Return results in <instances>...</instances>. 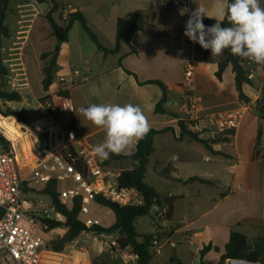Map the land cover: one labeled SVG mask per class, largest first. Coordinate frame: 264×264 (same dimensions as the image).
I'll return each mask as SVG.
<instances>
[{
	"label": "crops",
	"instance_id": "obj_1",
	"mask_svg": "<svg viewBox=\"0 0 264 264\" xmlns=\"http://www.w3.org/2000/svg\"><path fill=\"white\" fill-rule=\"evenodd\" d=\"M16 1L21 0H9L4 13V25L10 30L8 39L13 38L12 25H26L23 15L8 10L11 3ZM33 2L36 3L35 0ZM53 2L58 4L53 13V19L58 24H66L68 21L63 20V10L69 14L80 13L90 30L108 49L115 47L119 19H130L134 13H151L148 19L150 25L136 31L132 37L131 46L136 49V53H130L128 46H122L119 52L105 55L90 40L81 24L75 22L68 41L59 46L51 30L54 45L58 47L53 51V45L38 56L40 59L42 55L48 54L46 61L52 53L58 54L56 76L68 80V83L62 85L73 109L66 116L64 124L74 129L78 136L88 138L93 146L103 141L104 130L92 125L78 111L81 106L86 107L91 103L148 105L151 111H146V115L151 129L173 128V131L156 135L153 140L152 155L157 152L165 154L158 165V177L163 191L158 192L153 183L150 185L146 182V173L144 178L145 183L160 196L175 199L170 219L153 218L155 229L148 234L160 238L164 247L163 254L152 260V264H222L221 256L232 232L245 235L250 243L257 238H264V153H255L258 132L264 127V121L255 110L264 87L261 83L264 80V66L257 67L259 76L255 73L251 84L244 85L249 102L239 98L231 65L224 71L222 80L217 79V62L213 59L205 60L198 43H193L184 35L185 24L198 4L208 9V15L214 14L212 0H48V9L42 13L44 16L52 8ZM181 9H187L188 12L181 15ZM79 26L83 32H75ZM8 39L1 42V63L2 43ZM86 49L91 52L88 57L85 56ZM40 61L43 67L45 61ZM189 62L195 63L192 92L198 101L199 118L247 109L240 129L228 136V141L210 143L213 150L222 155H212L208 148L189 135L180 138L179 106L186 92L185 65ZM79 67H83L82 71ZM150 81L162 82L167 88V101L162 105L164 113L156 112L163 90L157 84L148 83ZM54 84L56 86L57 82L52 84L47 93L43 91V96L54 94ZM19 93L23 97L22 92ZM198 137L201 140H212L209 129L201 132ZM261 141L263 147L264 135ZM177 142H183L185 146ZM192 143L204 150L198 148L189 153V149H193ZM136 145L131 154L136 151ZM162 162L164 168L161 167ZM136 165L131 159H121L111 161L108 166L119 174L123 170H132ZM190 178L209 183L190 182ZM154 209V214L151 210L150 215L155 216ZM107 216L110 218L109 212ZM138 220L135 221V228ZM104 226H107L106 223ZM118 236L106 235L109 239L106 242ZM206 247L209 249L202 256L201 251ZM129 252L131 249H128ZM48 255L54 258L45 257L47 260L43 264H48L50 259L56 264H95L90 260V255L86 256L82 251ZM228 261L223 264H228ZM118 262L124 264L121 258Z\"/></svg>",
	"mask_w": 264,
	"mask_h": 264
},
{
	"label": "built area",
	"instance_id": "obj_2",
	"mask_svg": "<svg viewBox=\"0 0 264 264\" xmlns=\"http://www.w3.org/2000/svg\"><path fill=\"white\" fill-rule=\"evenodd\" d=\"M69 16L63 10V20ZM260 66L264 65L246 59L242 62L249 80L255 78V71ZM194 70V62L186 63V92L179 106L178 121L183 122L193 134L199 135L209 129L212 140L219 136L228 138L231 131L240 129L247 109L199 118L198 101L192 92ZM60 82L66 84L68 80L61 78ZM8 83L15 87L14 81ZM55 92L38 103L41 113L38 119L29 125L16 123L19 133L15 138L0 131L9 143L7 149L0 146V264H43L47 260L45 257L54 258L48 255L55 252L47 249L49 241L45 236L59 228L48 229V222L63 223L65 216L51 200L48 204H44L42 198L32 200L24 190L27 186L37 190L53 180L57 181L59 201L63 205L69 207L77 199L81 200L80 220L86 228L101 226L99 219L88 217L96 196L101 195L120 206L142 204L135 189L122 188L117 184L120 173L105 165L108 159L100 161L93 153L94 146L89 139L78 136L74 129L64 124L66 116L73 110L72 103L67 95L61 93L66 92L65 87ZM0 118H4L1 112ZM19 148L26 152L21 155ZM66 180H71V187L61 186ZM166 214V206L157 207L155 219L166 220ZM118 240L119 236L106 242L107 250L111 255L119 256L124 264H137L134 253H128L130 248H122ZM163 247L162 241L155 237L150 246L153 260L163 254ZM48 262L56 264L52 259Z\"/></svg>",
	"mask_w": 264,
	"mask_h": 264
},
{
	"label": "trees",
	"instance_id": "obj_3",
	"mask_svg": "<svg viewBox=\"0 0 264 264\" xmlns=\"http://www.w3.org/2000/svg\"><path fill=\"white\" fill-rule=\"evenodd\" d=\"M38 4L48 3V0H35ZM9 0H7V3ZM58 8V4L53 2L52 8L46 14V19L49 22L52 33L55 36L58 46L66 43L68 41L69 32L72 28V25L75 22H79L87 33L90 40L96 45L97 49L104 53L105 55L114 54L120 51L122 46H128L130 49V53H136V49L131 46V40L136 31L144 30L148 26V18L145 13H134L130 19H119L117 22V30H116V44L113 49H108L104 47L98 37L90 30L88 27L87 21L84 16L80 13H72L70 14L68 21L66 24H58L53 19V13ZM203 23L206 26H212L216 23V21L204 18ZM223 26H230L227 21L222 23ZM10 37V30L7 26L4 25V22L0 26V73L6 74V70L1 63V42L3 39H8ZM210 51V50H209ZM49 55L44 54L42 58H47ZM57 53H52L50 59L44 63L42 73V87L43 91L47 93L54 83V78L57 72ZM205 60L213 59L211 56V52L204 54L203 57ZM217 62L218 70L216 72V77L218 80H222V75L226 68L231 65L233 72L235 73V82L236 89L239 95V98L244 102H249V98L246 96L244 92V85L251 84V80L248 79L247 74L242 67V62L244 59L234 56L231 54L230 50L225 49L221 56L213 59ZM148 83H154L159 85L163 90V97L161 101L156 106L157 113H164L162 105L167 101V88L162 82L159 81H150ZM64 95H67L66 92H61ZM49 98L48 96H46ZM21 94L18 92H7L0 90V99L8 101V102H20ZM259 111L261 115V119L264 121V87L262 91L261 100L259 102ZM8 115H12L15 117L17 121L24 124H30L26 117L19 112H10ZM178 127L180 129V138L185 135H189L192 139L202 143L206 148L210 150L212 155H222L221 152H217L213 150L210 143H219L228 141L226 138H222L221 136L217 137L214 140H201L197 134H193L189 132L183 122L178 121ZM167 131H173V128L168 127L162 130L151 129L148 135L140 140L136 145V151L127 156L116 155L113 154L106 161L105 165H109L111 161L121 160V159H131L137 165L132 170H123L120 172L119 177L117 178V184L122 188L127 189H135L141 199L142 204L136 206H120L116 203H113L103 196L99 195L95 197V204L98 206L108 209L112 211L115 215V223L109 227L104 228L102 226H94L92 228H86L83 222L80 220V210H81V200L77 199L73 205L65 206L59 201V193H58V183L53 180L47 186H45L42 190V194L49 197L52 204L57 207V209L65 216V222H48V229L60 228L62 226H66L67 220L70 219V225L67 227V232L58 239L51 242L50 251L55 253L63 252L65 246L74 241L76 238L80 236L83 232L89 233H97V234H107L111 235L114 233H118L119 235V244L122 248H130L132 253L137 257V264H151L153 260V256L150 251V246L155 235L145 234L139 235L135 228L136 219L144 216L150 215V212L153 207L161 208L163 206L167 207V216L166 220L170 219L171 214L173 212L172 202L175 199L165 198L160 196L151 186L145 183V173L146 168L149 162V157L154 152L153 140L156 135L162 134ZM234 135V131L230 132ZM264 135V127L261 128L258 132L257 142L255 153H258L259 141ZM0 146H3L5 149L9 147V143L5 140V138L0 135ZM188 181H200L202 183H209L205 180H200L198 178H190ZM160 239V238H159ZM209 247H206L203 251H201V255L208 250ZM247 260L257 264H264V238H257L254 242L250 243L245 235L239 232H232L229 238L228 243L226 244L223 254L221 256V263L223 264L226 260ZM201 264H205L201 262Z\"/></svg>",
	"mask_w": 264,
	"mask_h": 264
},
{
	"label": "rangeland",
	"instance_id": "obj_4",
	"mask_svg": "<svg viewBox=\"0 0 264 264\" xmlns=\"http://www.w3.org/2000/svg\"><path fill=\"white\" fill-rule=\"evenodd\" d=\"M34 0H21L16 1L15 3H11L9 6V11L14 10L15 14L23 15L26 18V25L18 26L12 25L13 30V38L4 40L3 41V50H2V63L3 67L6 70V74L0 73V90L7 91V92H22L23 97L21 95L20 102H12L11 104L8 101L0 99V112L4 116V118H0V131L4 132L8 137L15 138L16 135L19 133L18 124L20 123L15 119L14 116L8 115L10 112H19L26 114V119L29 123L34 122L41 116V113L38 108V103L45 97L43 96V87H42V66H40V59L44 60V58L39 59V53L52 48L54 45V38L51 36V29L48 20L42 14L44 11L48 9L47 3L39 5ZM153 15V14H152ZM151 16V13L147 14V18ZM148 24L150 25L149 21ZM79 28V29H78ZM76 30L79 32H83L81 26H79ZM89 44L94 48L91 41ZM198 48L201 50L202 54H206L210 52L209 50H204L201 48L199 44ZM56 45L52 48L53 51L56 50ZM88 48V47H86ZM85 56L88 57L91 52L85 50ZM46 59V58H45ZM49 59H47L44 63H46ZM83 67H79L80 71H82ZM57 73V72H56ZM257 76H259V71H255ZM61 76H56L54 78V82H57V85L53 87V93L57 90H63V85L60 82ZM12 80L15 82V87H11L9 85V81ZM264 86V80L261 82ZM56 93V92H55ZM262 96V93H261ZM261 96L258 99V102L255 105V110L260 115V105L259 102L261 100ZM23 114V113H22ZM8 117V118H6ZM27 125V124H25ZM29 125V124H28ZM1 135V134H0ZM222 138H224L222 136ZM259 145L261 147L258 148L259 153H264V146L262 147V141H259ZM179 142H177L178 144ZM176 144V145H177ZM181 146H185L184 143H179ZM178 144V145H179ZM23 149L25 148L23 142ZM193 149H189V153L196 151L198 148L203 149V147L196 145L195 143L191 144ZM257 145V147H259ZM181 151V150H180ZM23 152L25 153L26 150H22L19 148V153L22 155ZM188 151H186L187 153ZM200 152V151H199ZM204 152V151H202ZM165 154L163 152H157L150 158V163L148 164L147 171H146V182L155 186V189L158 192L163 191L162 183L158 177V170H159V162L163 160ZM176 156V155H175ZM173 156L172 159L175 158ZM161 167L164 168V162H162ZM116 172L115 170H113ZM61 186L71 187L72 182L71 180H66L64 184ZM26 194L32 200H38L40 198L43 199L44 204H48L50 199L47 196L42 194L43 188L40 187L37 190H34L30 187H25ZM152 208V212L154 214V209ZM100 210H102L100 212ZM110 213V218L107 216V213ZM90 218L96 217L102 223V227L109 228L112 226V223L115 221V215L112 211L108 209H103L102 207L98 206L97 204H93L91 207V212L88 215ZM155 218L154 215H148L144 217H140L136 223V229L140 234H148L152 233L155 229V224L153 221ZM65 221V220H64ZM63 221V222H64ZM106 223L107 226H104ZM67 232V226H62L59 229L54 230L52 233H48L45 238L49 241V245L54 240L62 237ZM97 234V233H89L83 232L80 234L78 238L74 241L68 243L64 248V253L69 254L70 252L74 251H82L86 256L90 255V260H92L95 264H119V256L111 255V253L107 250V243L109 239L106 237L107 234ZM114 237L118 235V233L111 234ZM109 236V235H108ZM47 246V249H50V246ZM106 249V250H104ZM159 258V257H157ZM156 258V259H157ZM103 261V262H102ZM75 264V263H74ZM87 264V263H86Z\"/></svg>",
	"mask_w": 264,
	"mask_h": 264
},
{
	"label": "clouds",
	"instance_id": "obj_5",
	"mask_svg": "<svg viewBox=\"0 0 264 264\" xmlns=\"http://www.w3.org/2000/svg\"><path fill=\"white\" fill-rule=\"evenodd\" d=\"M195 2V0H193ZM214 14L198 6L191 11L185 24L184 35L202 49L210 50L215 59L225 49L231 54L252 63L264 65V3L262 0H212ZM187 9H181L184 15ZM215 19L216 23L206 26L203 19ZM227 21L231 26H223ZM92 125L104 130V139L92 149L101 162L116 154H131V150L151 130L146 111L148 105L132 103H91L78 109Z\"/></svg>",
	"mask_w": 264,
	"mask_h": 264
},
{
	"label": "water",
	"instance_id": "obj_6",
	"mask_svg": "<svg viewBox=\"0 0 264 264\" xmlns=\"http://www.w3.org/2000/svg\"><path fill=\"white\" fill-rule=\"evenodd\" d=\"M7 6V0H0V26L3 23L4 13ZM231 26V25H230ZM70 225V219L67 220L66 226L68 227ZM138 262V259H136V263ZM228 264H257L253 263L247 260H235L231 259L228 261Z\"/></svg>",
	"mask_w": 264,
	"mask_h": 264
}]
</instances>
